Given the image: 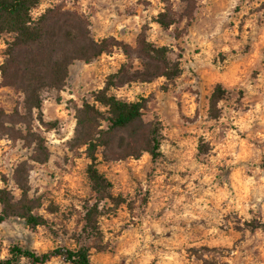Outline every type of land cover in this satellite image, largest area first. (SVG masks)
Here are the masks:
<instances>
[{
  "label": "clouds",
  "instance_id": "clouds-1",
  "mask_svg": "<svg viewBox=\"0 0 264 264\" xmlns=\"http://www.w3.org/2000/svg\"><path fill=\"white\" fill-rule=\"evenodd\" d=\"M209 2L35 0L26 28L50 14L74 16L86 44L107 46L76 58L91 70L86 92L44 85L37 103L20 90L3 107L0 264H78L83 249L97 247L109 252L107 264H264V0H228L231 12L217 15ZM13 42L0 40V68ZM101 93L146 106L139 123L154 152L126 134L135 152L99 143L113 115ZM85 104L101 114L94 123L83 121ZM91 145H100L95 171L111 185L102 192L87 171ZM41 147L51 168L37 183ZM25 204V216L6 211ZM93 207L96 234L86 219Z\"/></svg>",
  "mask_w": 264,
  "mask_h": 264
},
{
  "label": "trees",
  "instance_id": "trees-1",
  "mask_svg": "<svg viewBox=\"0 0 264 264\" xmlns=\"http://www.w3.org/2000/svg\"><path fill=\"white\" fill-rule=\"evenodd\" d=\"M34 2L35 0H0V34L7 33L10 35L9 40L5 43L14 41L8 48L7 54L10 59L0 68L4 75L2 84L12 88L15 93L20 90L26 92L28 94L26 104L28 105L38 102L36 100V91L42 86L55 85L62 88L68 76L69 66L75 61H80L76 59L77 57L95 58L100 54L102 48L107 46V41L101 48H98L91 40L86 44L82 25L79 19L74 16L61 17L58 14H50L34 29L26 28L24 22L29 19L28 10L34 6ZM192 13L193 9L189 5L188 15L192 16ZM161 23L165 26L168 23L163 15L161 16ZM125 51L126 53L129 52L127 46H125ZM141 51L145 55L147 54L143 48ZM57 54H59V58L54 60L53 57H56ZM162 58L163 53H158L157 61ZM152 66L155 67L157 72L160 71L158 64ZM97 99L105 105L109 103L113 105L111 133L103 134L104 138L99 143L110 146L116 140L117 147H125V154L127 152H135L136 149L132 148L131 145H125L123 134H126L138 147H146L153 152L155 151L152 147L151 134L147 133L145 127L139 123L140 114L138 108L146 107L145 105H133L131 107L118 105L114 101L106 99L103 93ZM2 111L3 108L0 106V114H2ZM96 115L101 114L85 104L83 121L94 123ZM99 147L100 145H91L89 147L88 153L94 160V165L89 166L87 171L90 178L95 181V190L102 192L103 188L111 187V185L95 171V168H97L95 161L97 160ZM46 156L47 151L41 147L39 159L35 161H44ZM105 159H107V156ZM108 195L110 196V194ZM0 199H4V197L0 196ZM28 208L29 206L25 204L9 207L6 211L11 212L13 215L25 216ZM95 215L96 210L93 207L86 217L89 225L93 226L94 234L98 231L94 223ZM0 219H3V217H0ZM28 223L37 225L43 224L44 221L37 216H29ZM102 248L97 247L96 249ZM14 251H17V249H14ZM89 254L90 249H83L80 252L78 264H90ZM72 255V253H68V258L71 259ZM45 259H48V257H45Z\"/></svg>",
  "mask_w": 264,
  "mask_h": 264
},
{
  "label": "rangeland",
  "instance_id": "rangeland-1",
  "mask_svg": "<svg viewBox=\"0 0 264 264\" xmlns=\"http://www.w3.org/2000/svg\"><path fill=\"white\" fill-rule=\"evenodd\" d=\"M264 7V6H262ZM207 11H210L213 15H217L218 13L222 11H228L229 13L231 10L228 8V0H210L209 2V8ZM236 12L240 11V8L235 9ZM197 13H200L201 18H203V12L201 9H196ZM248 20V17L245 16L242 18V21L237 28L235 24L232 25L233 28H237L238 31L242 32L244 28V23H246ZM10 35L7 33L0 34V40H4L6 42L9 40ZM239 39V37H237ZM91 70L85 69L80 61L73 62L68 69V76L66 78V81L64 83V86L61 88L62 92L69 91V90H75V91H84L86 92L87 89L90 87L91 81L89 80V74ZM16 93L12 90V88L5 86L0 82V106L3 108L7 104L11 103L14 99V95ZM158 95V93H157ZM88 99H91V97H88ZM151 103V101H149ZM49 149H51V157L56 156V152L58 151L57 146L53 144H49ZM99 149L97 151V159L99 158ZM79 159L80 157L77 156ZM109 161H104L103 164H108ZM33 164L36 167L38 175L35 177V181L37 183L43 182L47 179V170L51 168V163L49 161V153L47 152V156L44 159V161H33ZM97 167L103 166V165H97ZM123 203V201L117 202V209H119L120 204ZM10 223V220H9ZM7 227V223L5 224ZM109 256V252L102 248V249H96L93 251L90 249L89 259L90 264H107V258Z\"/></svg>",
  "mask_w": 264,
  "mask_h": 264
}]
</instances>
